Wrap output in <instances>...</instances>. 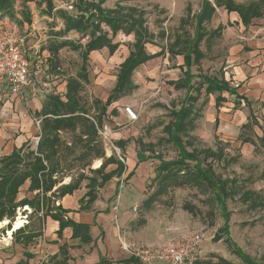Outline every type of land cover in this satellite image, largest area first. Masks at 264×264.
Wrapping results in <instances>:
<instances>
[{
	"label": "rangeland",
	"instance_id": "374dc122",
	"mask_svg": "<svg viewBox=\"0 0 264 264\" xmlns=\"http://www.w3.org/2000/svg\"><path fill=\"white\" fill-rule=\"evenodd\" d=\"M251 1L257 0H234L240 4ZM200 3L201 0H105L103 7L106 9L120 4L142 12L147 31L152 35L151 42L145 45L146 52L156 54L160 48L164 52L136 68L131 77L136 87L111 104L102 116V127L98 128L93 145L94 149L103 150V158L95 157L94 151H83L84 138L78 132L66 130L59 133L58 154L54 157L58 167L54 178L64 183L69 181L65 179L68 177L74 181L80 175L97 176L92 170L99 169L104 158L113 155L128 167V159L133 157L135 165L129 166L128 170L124 168L121 175L116 174L110 179L111 183L119 184L118 193L113 199L119 195V206L124 203L122 208L132 215L129 230L133 243L162 247L180 244L199 235L195 260L216 261L223 258L232 264H241L225 244V236L214 240L223 218L211 192L193 185L171 187L151 204H144L156 187L154 176L158 159L171 160L178 155L177 144L173 143L171 137L174 121L171 111L180 107L188 93L187 89H178L171 84L179 82L178 79L182 77V56L169 54L166 48L175 36L193 34V16L198 12ZM55 5L59 4L55 2ZM17 7H21V4L18 3ZM26 7L32 9L38 18L45 13L44 5L39 0ZM218 26L222 27L219 36L200 43L204 58L199 65L192 66L193 73L224 78L232 87L239 85L238 92L250 101L252 118H249V108L243 102L237 108L233 106V95L223 93L226 101L217 109L214 106L216 94L207 95L204 89L196 91L192 87L191 94L198 95L194 105V123L183 130L179 138L187 150L200 152L222 148L226 157L233 156L234 162L226 168L214 162L216 173L235 181V195L226 201L229 236L243 252L258 264H264V144L260 140L264 132V17L253 19L250 25L244 27L235 12L228 13L219 7L205 24V29L209 32ZM79 36L74 31L67 34L68 39L74 42L78 41ZM133 40L132 35L118 32L113 42L119 45L113 54H109L106 48L89 54L86 62L88 80L81 82L79 91L80 103L87 110V115L95 117L99 113L94 100L104 101L108 96L115 83L119 64L127 56ZM28 46L25 41L24 49L27 52ZM51 54L50 60L53 64L56 62V68H60L58 75L67 78L78 75L82 63L80 51L64 47ZM53 82L57 83L53 80L51 89H54ZM56 95L60 97L57 91ZM113 107L115 113L110 114ZM125 107L136 112V120H128ZM247 121L246 126L242 127ZM118 141L124 143L121 149ZM35 146L36 139L32 140L30 148L35 149ZM97 161L99 165L95 166ZM115 166L108 165L105 172ZM131 170L132 176L126 179ZM86 183L87 180H83L80 188L87 190ZM99 188L95 187L94 191L98 192ZM253 201L259 202L255 208L249 206ZM135 203L137 212L133 214L131 208ZM25 208H18L14 219L22 218L23 226L28 225L29 230L38 231L42 223L38 222L37 213L26 212ZM4 220V225L0 223V231L4 229L0 232V251L14 256V245L18 244L14 241L13 230L8 241H5L13 221L5 218L0 222ZM20 252L23 253L22 250Z\"/></svg>",
	"mask_w": 264,
	"mask_h": 264
},
{
	"label": "trees",
	"instance_id": "16d2710c",
	"mask_svg": "<svg viewBox=\"0 0 264 264\" xmlns=\"http://www.w3.org/2000/svg\"><path fill=\"white\" fill-rule=\"evenodd\" d=\"M33 1L0 0V19L7 17L17 24L28 23L30 21V11L26 5ZM17 2L21 4L18 9L15 6ZM55 2L56 0H39V3L44 5V12L48 16L56 15L63 21V28L52 32L53 37L56 39L55 43L51 45L52 52L55 54L64 47L80 51L82 61L80 72L77 76L69 77L67 80L66 101H62L57 95H48L46 106L41 111L43 118L40 121V135L35 149H31L29 146L26 148L21 147L14 150L10 155L0 158V221L6 218L12 222L18 208L29 206L32 208V212L42 211V216L50 215L53 219L59 221L58 233L64 227L70 226L73 229L72 237L80 236V239H83L84 235V239L88 240V226L76 224L68 218L64 219L61 214L64 211L60 206L48 209L45 202L50 201L51 197L55 198L72 192L78 188L81 180L85 179L87 180L85 196L87 197V203H90L96 198L95 187H102L105 182L116 174L117 176L121 175L125 166L122 161L111 155L103 159L104 162L99 169L92 170V173L97 174V176L86 177L80 175L75 181L56 188L47 196V192H50L57 184L54 175L57 172L58 162L54 157L58 154L59 133L66 130L78 132L80 137L84 138L83 151H94L95 157L103 158V150L101 148L96 150L93 145L97 130L102 127V116L111 104L136 87L131 81L136 68L155 56L163 54L164 49L160 48V51L156 54L146 52L145 45L151 42L152 35L148 33L144 24L143 13L137 11L134 7L118 4L112 9H106L102 6L105 0H73L74 12L68 13L64 8L56 6ZM219 7L224 8L228 13L235 12L244 27L250 25L253 19L264 17V0L251 1L247 4L235 3L234 0H201L199 10L193 16V34L191 36L187 33L177 35L172 43L167 46L166 50L169 54L182 56V77L178 79L179 82H171V84L178 89H187L188 93L180 107L171 111V116L174 119L171 137L173 143L177 144L178 155L171 160L158 159L159 163L155 167L154 176L156 187L144 204H151L160 194L165 193L171 187L193 185L197 188L206 189L212 193L223 218V224L218 229L219 232L215 235L214 240L218 241L222 238V235L225 236V244L241 264H258L254 258L243 252L229 236V213L226 210V201L235 195V181L216 173L214 162L221 163L222 167L226 168L231 162H234L233 156L226 157L222 148L216 150L205 149L200 152L187 150L181 144L179 138L183 130L194 123V114L196 113L194 105L198 100V95L191 94L190 90L192 89L190 88L192 87L196 91L204 89L207 95L216 94L214 106L217 109L226 101L223 93L233 95L235 98L233 106L237 108L240 102H243L249 108V118H252L250 101L237 91L239 85L232 87L229 81L224 78L217 79L212 76L193 73L192 66L194 64L199 65L204 58V54L199 48L200 43L203 40L209 42L220 34L221 26L209 32L205 29V24L211 20L216 8ZM16 13L21 15L22 18H16ZM181 23L184 22L181 21ZM102 25L106 28L103 29ZM71 31L81 36L87 35L89 40L81 44L72 40L57 39ZM118 32L124 35H132L134 40L127 56L119 64L114 86L108 96L104 101L94 100L99 113L95 117L90 116L94 120L93 122L87 116V110L80 103L79 96L81 82H87L88 80L86 62L91 52L103 48H106L109 54H113L119 45L117 42H113V37ZM56 66V62L52 63V71L56 70ZM114 113L115 107L110 111V114ZM248 122L243 124L242 127L246 126ZM260 140L264 144V132H262ZM123 146V141H118V147L121 149ZM109 164H115L116 167L105 172V168ZM132 173L133 170L129 171L126 179L130 178ZM27 181L29 182L28 191L36 190L37 192L31 199L26 197L18 199V192ZM118 186L119 184L115 194L118 193ZM243 199L247 200L245 196H243ZM258 204L259 202L253 201L249 206L255 208ZM49 210L54 211L49 212ZM9 227L10 223L7 225V229ZM3 231L4 229H1L0 232ZM13 236L14 241L25 248L38 236V233L19 228L13 233ZM24 256L26 257L25 260H19L15 264H28L27 259L31 255L24 252ZM130 259L136 260L132 257ZM193 264L232 263L226 259L218 258L216 261L196 259Z\"/></svg>",
	"mask_w": 264,
	"mask_h": 264
},
{
	"label": "crops",
	"instance_id": "0c3cea01",
	"mask_svg": "<svg viewBox=\"0 0 264 264\" xmlns=\"http://www.w3.org/2000/svg\"><path fill=\"white\" fill-rule=\"evenodd\" d=\"M17 4L18 2L15 6L18 9L20 7H17ZM58 7L60 6L58 5ZM29 11L30 16L31 12L33 13V22H22L17 25L23 35V47L25 41L29 44L26 54L29 58L30 68L43 78L45 86L40 87L35 95L30 94L26 89L23 96H20L12 94L7 88L0 85V158L10 155L14 150L21 147H30L32 140L39 137L40 124L36 126L34 120L43 118L41 111L46 106L48 95H56V91L58 92L63 87H65L66 92V83L69 78L61 74L58 75L59 71L57 70L52 71L53 61L50 60L52 58L51 45L56 41L52 32L62 29L63 21L58 16H48L47 13L41 14L38 18L35 17L32 9L29 8ZM16 16L20 17L18 13H16ZM57 39L69 40L67 34ZM53 80L57 83L53 82L54 89H51L50 83ZM62 101H66V99ZM87 116L92 119L89 115ZM133 165H135V160L133 157H129L128 167ZM128 167H125V169L128 170ZM65 179H69V181L60 183V180H58L53 189L47 192V196L56 188L72 182L70 177ZM28 185L29 182L27 181L20 188V191L23 190V192H18V199L23 197L31 199L37 192L36 190L28 191ZM80 185L77 189L63 196L51 197L50 201L45 202V205L48 209L60 206L64 211L61 213L64 219L68 218L76 224L88 226V240L84 239V235L83 239H80V236L72 237L73 229L70 226L64 227L58 233L59 221L53 219L50 215L42 216V211H40L37 212V216L38 222L42 223V227L35 231L38 233L35 238L36 241L34 243L32 241V245L30 243L25 248L15 242L18 246L14 245L16 251L14 256L0 251V264H15L19 260H25L24 252L31 255L27 259L28 264H63V262L64 264H139L137 260H131V256L121 249L118 239V235H121L124 241L132 242L129 230L131 228H129L131 224L130 216L132 217V215H130L129 210L122 208L124 205L122 203L119 209L118 227H116L110 212L118 182L113 184L109 179L98 189V192H95L96 198L90 203H87V197L85 196L87 190L85 187L80 188ZM25 211L31 213L32 208L26 206ZM23 227L26 231H31L28 225ZM17 229L13 231L15 232ZM18 250H22L23 253H19Z\"/></svg>",
	"mask_w": 264,
	"mask_h": 264
},
{
	"label": "built area",
	"instance_id": "2783aa9c",
	"mask_svg": "<svg viewBox=\"0 0 264 264\" xmlns=\"http://www.w3.org/2000/svg\"><path fill=\"white\" fill-rule=\"evenodd\" d=\"M60 7L73 13V0H56ZM34 20L31 12L30 22ZM103 29L106 27L102 25ZM89 37L79 36L77 42L84 44ZM23 35L17 23L7 17L0 19V85L7 88L12 94L23 96L26 89L30 94L35 95L40 87H44L43 78L30 68L29 58L22 45ZM60 71V68L56 69ZM60 98L64 99L65 91H58ZM128 120L134 121L137 118L136 112L130 107L124 108ZM93 122L94 120L91 119ZM40 119H35L37 126ZM103 134V133H102ZM39 137L36 138V143ZM121 159V158H120ZM119 195L110 206V212L116 227H118L119 216ZM132 213L137 212V205L131 208ZM121 249L135 258L139 264H193L197 254V244L200 240L199 235H194L190 240L180 244H171L162 247L152 245H139L133 242H126L118 235Z\"/></svg>",
	"mask_w": 264,
	"mask_h": 264
},
{
	"label": "bare ground",
	"instance_id": "6f19581e",
	"mask_svg": "<svg viewBox=\"0 0 264 264\" xmlns=\"http://www.w3.org/2000/svg\"><path fill=\"white\" fill-rule=\"evenodd\" d=\"M98 165H99V162L97 161L95 163V166H98ZM0 223H1V225H4L6 223V220H4V221H2ZM23 224H24V220H22V218H19V217L16 218L15 221L13 222V224H12V228L7 231V235L5 236V241H8V237H10L12 230H15V229L23 226Z\"/></svg>",
	"mask_w": 264,
	"mask_h": 264
}]
</instances>
